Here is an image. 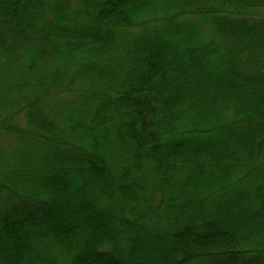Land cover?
I'll return each mask as SVG.
<instances>
[{
    "label": "trees",
    "instance_id": "obj_1",
    "mask_svg": "<svg viewBox=\"0 0 264 264\" xmlns=\"http://www.w3.org/2000/svg\"><path fill=\"white\" fill-rule=\"evenodd\" d=\"M0 264H264V0H0Z\"/></svg>",
    "mask_w": 264,
    "mask_h": 264
},
{
    "label": "rangeland",
    "instance_id": "obj_2",
    "mask_svg": "<svg viewBox=\"0 0 264 264\" xmlns=\"http://www.w3.org/2000/svg\"><path fill=\"white\" fill-rule=\"evenodd\" d=\"M0 142H2V145H3V146L0 145L1 147H9L10 145H12V143L9 142L8 140L1 139ZM202 264H206V263H202Z\"/></svg>",
    "mask_w": 264,
    "mask_h": 264
}]
</instances>
